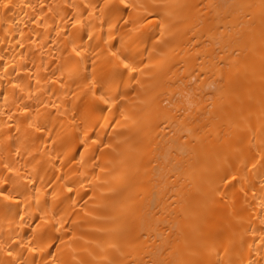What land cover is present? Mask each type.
Instances as JSON below:
<instances>
[{"label": "bare ground", "instance_id": "6f19581e", "mask_svg": "<svg viewBox=\"0 0 264 264\" xmlns=\"http://www.w3.org/2000/svg\"><path fill=\"white\" fill-rule=\"evenodd\" d=\"M0 264H264V0H0Z\"/></svg>", "mask_w": 264, "mask_h": 264}]
</instances>
